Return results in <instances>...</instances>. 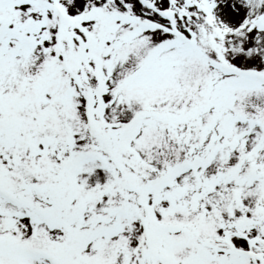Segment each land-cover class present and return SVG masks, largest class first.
Listing matches in <instances>:
<instances>
[{"label":"snow or ice","instance_id":"snow-or-ice-1","mask_svg":"<svg viewBox=\"0 0 264 264\" xmlns=\"http://www.w3.org/2000/svg\"><path fill=\"white\" fill-rule=\"evenodd\" d=\"M0 264H264V0H0Z\"/></svg>","mask_w":264,"mask_h":264}]
</instances>
